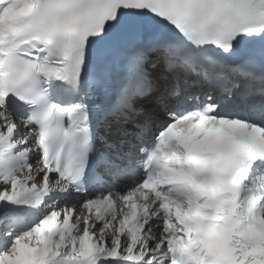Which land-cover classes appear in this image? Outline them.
I'll return each mask as SVG.
<instances>
[{"label":"snow or ice","instance_id":"snow-or-ice-1","mask_svg":"<svg viewBox=\"0 0 264 264\" xmlns=\"http://www.w3.org/2000/svg\"><path fill=\"white\" fill-rule=\"evenodd\" d=\"M0 264H264V0H0Z\"/></svg>","mask_w":264,"mask_h":264}]
</instances>
